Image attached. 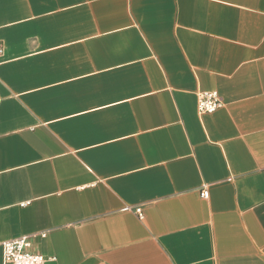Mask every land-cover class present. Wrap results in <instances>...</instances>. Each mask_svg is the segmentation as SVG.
Instances as JSON below:
<instances>
[{
  "label": "crops",
  "instance_id": "1",
  "mask_svg": "<svg viewBox=\"0 0 264 264\" xmlns=\"http://www.w3.org/2000/svg\"><path fill=\"white\" fill-rule=\"evenodd\" d=\"M0 45V264H264V0H0Z\"/></svg>",
  "mask_w": 264,
  "mask_h": 264
},
{
  "label": "built area",
  "instance_id": "2",
  "mask_svg": "<svg viewBox=\"0 0 264 264\" xmlns=\"http://www.w3.org/2000/svg\"><path fill=\"white\" fill-rule=\"evenodd\" d=\"M3 47L0 45V57L3 55ZM224 104L217 92L200 93L198 95V112L201 115L211 114L223 108ZM203 198L208 199L209 193L204 191ZM143 219L141 210L137 211ZM31 241L28 237L18 238L2 244L3 264H46L47 259L31 251Z\"/></svg>",
  "mask_w": 264,
  "mask_h": 264
}]
</instances>
